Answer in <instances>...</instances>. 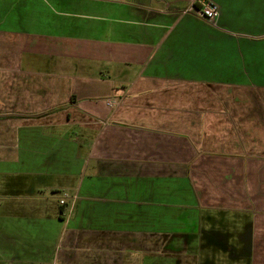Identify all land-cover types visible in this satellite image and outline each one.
Here are the masks:
<instances>
[{
    "label": "crops",
    "instance_id": "crops-1",
    "mask_svg": "<svg viewBox=\"0 0 264 264\" xmlns=\"http://www.w3.org/2000/svg\"><path fill=\"white\" fill-rule=\"evenodd\" d=\"M0 175L17 264H264V0H0Z\"/></svg>",
    "mask_w": 264,
    "mask_h": 264
},
{
    "label": "rangeland",
    "instance_id": "rangeland-1",
    "mask_svg": "<svg viewBox=\"0 0 264 264\" xmlns=\"http://www.w3.org/2000/svg\"><path fill=\"white\" fill-rule=\"evenodd\" d=\"M2 178H3L2 175H0V184L2 183ZM61 195H63V194H61ZM36 197H37V195H33V197L29 201V204H31L33 206L36 205L37 204ZM59 198L64 199L66 202H68V198L65 199V198H63V196H61V197L58 196V200H59ZM16 199H18L16 195H1L0 194V229L5 228V225H7V223H5L2 220V218H4L5 216H18L20 214V212L18 211L20 204L18 201H16ZM8 204L11 205L10 210H7ZM27 212H28V213H26L27 215L28 214L33 215L32 209L28 208ZM228 230H230V229H228ZM233 232L234 233H232V234H234V235H237V234L239 235L242 233V232L237 233L236 230H233ZM0 242H1V233H0ZM239 243L241 244V242H239ZM21 250L22 251L14 249V253L12 254L10 252V255H8L7 249L5 247H2V245L0 244V264H17L16 260H10L9 259L11 256L13 259L20 258V257H26V258L32 259V258L42 257L44 255L42 250L37 251L36 248H32V247L26 248V249H21ZM218 262H220V258H219ZM224 263H226V262L224 261Z\"/></svg>",
    "mask_w": 264,
    "mask_h": 264
},
{
    "label": "built area",
    "instance_id": "built-area-1",
    "mask_svg": "<svg viewBox=\"0 0 264 264\" xmlns=\"http://www.w3.org/2000/svg\"><path fill=\"white\" fill-rule=\"evenodd\" d=\"M219 7L214 3H202L200 8L198 9V16L202 19H204L207 22H211L218 14ZM108 105L112 106L110 102L107 103ZM63 198H67L66 195L63 196ZM60 206L65 205V200L61 199L59 201Z\"/></svg>",
    "mask_w": 264,
    "mask_h": 264
},
{
    "label": "trees",
    "instance_id": "trees-1",
    "mask_svg": "<svg viewBox=\"0 0 264 264\" xmlns=\"http://www.w3.org/2000/svg\"><path fill=\"white\" fill-rule=\"evenodd\" d=\"M62 209V208H61ZM62 211V210H61Z\"/></svg>",
    "mask_w": 264,
    "mask_h": 264
}]
</instances>
